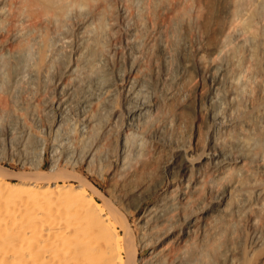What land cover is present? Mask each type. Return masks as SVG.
<instances>
[{
  "label": "bare ground",
  "instance_id": "6f19581e",
  "mask_svg": "<svg viewBox=\"0 0 264 264\" xmlns=\"http://www.w3.org/2000/svg\"><path fill=\"white\" fill-rule=\"evenodd\" d=\"M0 264H264V0H0Z\"/></svg>",
  "mask_w": 264,
  "mask_h": 264
},
{
  "label": "rangeland",
  "instance_id": "374dc122",
  "mask_svg": "<svg viewBox=\"0 0 264 264\" xmlns=\"http://www.w3.org/2000/svg\"><path fill=\"white\" fill-rule=\"evenodd\" d=\"M42 162H43V169L46 170L48 165H49V162H48L47 159L43 160ZM60 164H63V162L61 160H60ZM5 165L8 168L11 167L10 169L15 170L14 172H22V171L25 172V171H28L26 169V167L23 168L20 164H16V163H13V162H11V163L10 162H6ZM74 167H75L74 168L75 171H78V172H80V174H82L83 176L87 177L91 181V183H93L94 185H96L97 187L102 189L103 191L106 189L107 182H106V180L104 178L96 177V175H93V174L91 175L87 171L86 167H84V165L76 164ZM88 173H89V175H88Z\"/></svg>",
  "mask_w": 264,
  "mask_h": 264
}]
</instances>
